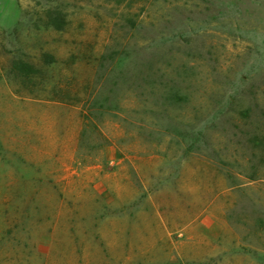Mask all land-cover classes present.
Returning <instances> with one entry per match:
<instances>
[{"label":"rangeland","instance_id":"374dc122","mask_svg":"<svg viewBox=\"0 0 264 264\" xmlns=\"http://www.w3.org/2000/svg\"><path fill=\"white\" fill-rule=\"evenodd\" d=\"M0 264H264V0H0Z\"/></svg>","mask_w":264,"mask_h":264}]
</instances>
